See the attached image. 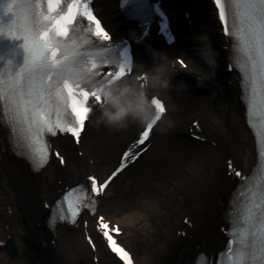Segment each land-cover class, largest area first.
I'll return each mask as SVG.
<instances>
[{
  "label": "bare ground",
  "instance_id": "obj_1",
  "mask_svg": "<svg viewBox=\"0 0 264 264\" xmlns=\"http://www.w3.org/2000/svg\"><path fill=\"white\" fill-rule=\"evenodd\" d=\"M97 6L114 39L136 33L135 26L116 21L113 0H100ZM166 8L179 41L170 48L141 52L136 58L137 68L149 74L148 94L167 101L165 122L143 157L118 177L113 188L108 187L96 208L121 226L120 239L132 249L136 264H192L197 254L219 250L224 238L218 228L238 183L225 175V160L231 158L246 172L255 160L238 83L232 77L224 84L210 80L211 74L220 75L224 52L209 5L205 0H166ZM185 8L196 12L188 34L179 15ZM176 55L186 58L190 74L204 77L212 89L207 96L182 93L173 83L179 73L188 74L170 67ZM124 84L128 88L111 95L104 112L94 116L81 144V159L71 143L53 142L66 156L64 170L50 163L32 174L0 130V240L9 235L17 249L12 260L0 251V264H94L82 227L51 229L42 204L58 197L62 186L77 183L88 171L103 178L116 165L119 153L149 111L147 102L129 91L137 86L130 80ZM192 118L199 119V131L192 133L203 139L201 143L191 142L185 135ZM184 216L189 217L191 227L182 224ZM5 226H9L8 232ZM93 226L91 222L89 231ZM178 231L186 235L182 237ZM96 256L98 264H118L101 248Z\"/></svg>",
  "mask_w": 264,
  "mask_h": 264
},
{
  "label": "rangeland",
  "instance_id": "obj_2",
  "mask_svg": "<svg viewBox=\"0 0 264 264\" xmlns=\"http://www.w3.org/2000/svg\"><path fill=\"white\" fill-rule=\"evenodd\" d=\"M111 106V105H110ZM113 106V105H112ZM165 122V121H164Z\"/></svg>",
  "mask_w": 264,
  "mask_h": 264
}]
</instances>
